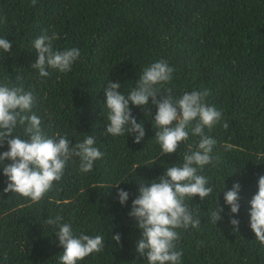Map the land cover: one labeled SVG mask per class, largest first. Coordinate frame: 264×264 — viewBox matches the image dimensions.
Listing matches in <instances>:
<instances>
[{
    "label": "trees",
    "instance_id": "16d2710c",
    "mask_svg": "<svg viewBox=\"0 0 264 264\" xmlns=\"http://www.w3.org/2000/svg\"><path fill=\"white\" fill-rule=\"evenodd\" d=\"M147 1L37 0L32 6L31 0H0V38L12 42L8 53L0 49V85H22L32 93L27 115L41 119L46 137L66 135L82 142L91 135L103 153L87 173L80 170V158L71 157L61 179L38 202L5 193L8 178L0 167V264H61L58 226L46 223L57 216L77 237L105 239L102 252L77 264H148L136 251L141 230L129 215L132 201L141 185L182 165L200 138L190 126L176 152L160 156L151 98L145 107L129 105L145 129L139 143L134 134H107L104 88L118 81V91L127 95L143 70L162 59L174 69L171 81L156 85L162 95L169 89L174 98L207 90L205 102L222 113L219 122L204 129L216 143L211 162L198 171L213 191L203 200L198 195L185 200L201 222L176 229L180 264H264V245L250 228L249 215V201L264 175V0H155L143 22ZM45 33L56 34V50H80L71 71L49 67L42 77L31 67L38 55L34 40ZM24 127L18 123L13 135L25 137ZM7 150L5 142L0 153ZM237 182L240 209L231 216L239 220V231H234L224 192ZM117 187L130 194L125 205ZM219 206L223 219L215 224L211 215ZM117 233L119 244L112 240Z\"/></svg>",
    "mask_w": 264,
    "mask_h": 264
},
{
    "label": "clouds",
    "instance_id": "9594fccd",
    "mask_svg": "<svg viewBox=\"0 0 264 264\" xmlns=\"http://www.w3.org/2000/svg\"><path fill=\"white\" fill-rule=\"evenodd\" d=\"M154 1H147L143 22L153 13ZM36 3L37 0H31L32 6ZM56 38L55 33L51 36L45 33L34 40L33 48L38 55L31 67L37 69L42 77L49 75L46 70L49 67L62 73L71 71L73 63L80 57L78 48L62 51L54 49L53 41ZM11 48V41L0 38V49L8 53ZM173 71L168 62L162 59L143 70L136 86L127 95L118 91L121 88L118 81H108L104 88L105 104L109 109V122L105 129L107 134H134V142L139 143L145 135V129L132 115L129 105L145 107L151 98L157 108L153 120L158 128L155 137L161 146L160 156L174 154L179 144L188 139L189 132L186 129L190 126L192 134L200 138L197 149L184 154L182 165L168 167L148 186L141 185L139 195L132 201L129 215L135 218L136 226L141 230L136 251L148 264H180L182 252L175 250V242L180 238L176 229H187L189 226L196 228L201 222L199 218H193L185 200L195 195L203 200L213 191L208 186L207 178L199 175L198 171L211 162L210 154L216 143L215 139L205 135L204 129H211L219 122L222 113L205 102V97L209 95L207 90L185 92L181 97L174 98L169 89L167 95H162L156 85L171 81ZM33 103L32 93L24 91L22 85H0V146L5 142L8 145V150L0 153V167L8 178L3 191L19 193L38 202L52 189L54 181L61 179L71 157H79L80 170L87 173L93 170L94 162L103 153L95 146V137L91 135L82 142H76L66 135L46 137L41 129V119L35 114L27 115ZM18 123L25 125V137L13 135ZM223 126L228 127L227 123ZM5 160L10 163L5 164ZM257 183L258 191L249 201L250 228L255 238L264 245V175L259 176ZM240 188L237 182L224 192L225 204L230 206V224L234 226V231H239V220L232 218L231 214L239 212ZM117 193L120 204L125 205L129 192L117 187ZM222 211L219 206L212 212L211 218L215 224L223 219L220 215ZM62 219L57 216L46 221L49 225L58 226L55 235L63 248L61 264H77L90 254L104 250L105 239L101 235L93 237L81 233L77 237L70 224L60 223ZM112 240L119 244L121 235L114 234Z\"/></svg>",
    "mask_w": 264,
    "mask_h": 264
}]
</instances>
